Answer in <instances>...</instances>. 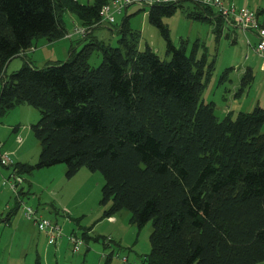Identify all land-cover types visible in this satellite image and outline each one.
Listing matches in <instances>:
<instances>
[{
    "label": "trees",
    "instance_id": "1",
    "mask_svg": "<svg viewBox=\"0 0 264 264\" xmlns=\"http://www.w3.org/2000/svg\"><path fill=\"white\" fill-rule=\"evenodd\" d=\"M110 1L0 0V119L18 105L40 114L30 126L38 160L13 168L20 176L58 164L68 177L99 172L104 218L126 210L138 229L151 223L150 264L263 262L264 108L218 119L214 103L201 100L213 63L197 56L196 42L189 54L184 40L173 45L162 21L183 0L133 6L163 37V57L140 49V32L129 25L136 13L105 26L115 44L93 36ZM193 2L199 13L188 17L205 19L209 8ZM64 13L89 30L67 58L37 67L23 56L6 75L34 40L65 38ZM215 17L218 38L224 21Z\"/></svg>",
    "mask_w": 264,
    "mask_h": 264
},
{
    "label": "rangeland",
    "instance_id": "2",
    "mask_svg": "<svg viewBox=\"0 0 264 264\" xmlns=\"http://www.w3.org/2000/svg\"><path fill=\"white\" fill-rule=\"evenodd\" d=\"M89 1L79 0L84 4ZM240 1L246 2L248 8L255 13L261 12L259 16H264V0ZM134 12L136 13V7L131 6L129 14ZM191 12L199 13V10H196L195 4L184 1L181 7H177L172 15L164 17L162 21L168 28L173 45L177 47L181 40H184L189 54L196 42L197 56H204L207 62L213 63L201 100L214 103V113L218 119L225 117L228 111H232L233 114L239 111H251L256 103L264 106V74L258 69V66L262 65V59L254 51L256 42L244 35L239 28H225L215 39L211 20L190 18L188 14ZM142 13L131 15L129 19L130 27L140 32L139 47L143 50L148 45L158 56L163 57L164 39L158 29L148 23L146 14L142 15ZM122 19L123 16L117 17L116 25L120 24ZM63 20L68 29L71 25V16L64 13ZM100 32L103 33V41L111 45L115 44L116 39L111 38L112 34L106 29H96L93 36L98 34L100 37ZM44 42H47L44 38L34 40L32 50L26 52L25 58L32 64L41 67L45 62L67 58V52L61 44L65 43V48L68 49V40H59L43 48ZM34 46L36 49H33ZM100 59V56L96 58L93 55L90 63L96 66ZM23 61V57L14 58L6 65L5 74L9 75L17 71ZM246 68H251V73H246ZM225 71L227 72L223 76ZM1 86L0 83V89ZM39 119L40 114L28 105H18L0 119L2 146L9 144L13 134L15 142L17 138L20 139L18 143L12 144L11 153L6 152L14 162L16 156L24 160L22 163L33 165L37 162L40 145L30 126ZM14 126L18 129L12 134L11 128ZM261 131L264 132V124ZM66 171L64 164H58L34 170L30 175L22 174L21 187L28 193L21 200L27 206L37 208L41 216L58 222L64 235H68V230L72 229L82 237L84 231L93 230L90 231L91 235L88 233L90 236L88 235L87 240L82 238L81 250L73 253L71 245L62 239L63 244L56 250L60 251L63 248L67 250L57 256L50 247V253L44 255L42 249L49 247L47 238L24 217L21 209H17L11 227L0 224V264H96L98 261L100 264H106L109 255L104 253L103 241L98 242L97 236H111L115 241V243L111 241L113 246L106 250L110 252L114 248L118 256L112 253L107 261L108 264H122L120 257L127 258V262L123 264H150L144 259L150 251L151 223L138 229L130 224V213L126 210L112 215L116 220L114 224L107 223L106 218L103 217V208L100 206L103 176L99 172L81 168L75 175L68 177ZM5 177L6 171L0 168V198L12 208L18 199L8 186L1 184ZM7 212L5 210L3 215ZM40 236L43 239L38 243ZM258 264H264V261Z\"/></svg>",
    "mask_w": 264,
    "mask_h": 264
},
{
    "label": "built area",
    "instance_id": "3",
    "mask_svg": "<svg viewBox=\"0 0 264 264\" xmlns=\"http://www.w3.org/2000/svg\"><path fill=\"white\" fill-rule=\"evenodd\" d=\"M180 0H111L109 3L104 4L99 11V24L102 26L111 25L116 22V15L122 13L128 6H139L147 8L157 3H176ZM204 5L215 6L218 15L223 19L227 25H235L243 31L258 32L257 43L255 44L254 51L262 59L264 66V32L259 31L260 24L257 21L256 15L247 8L237 10L235 7L224 6L218 0H199ZM89 32L87 27H82L74 24L70 31H67L65 38L72 39L73 37H84ZM20 141V139H18ZM2 143L0 142V168L8 170L7 177L3 178L2 185L8 186L9 189L15 194L18 199V208L21 209L24 217L31 221L37 230L44 234L47 238V243L52 246H58L63 238L67 240L72 247L73 253H78L83 245V239L77 233H70L64 235L61 226L56 221H51L42 217L35 208L27 206L21 200V185L23 182L22 177L16 173L13 168L14 162L10 155L1 150ZM112 238L110 236L103 240V245L108 246ZM107 254V253H106ZM109 254V253H108ZM107 254V255H108ZM113 255V254H112ZM121 263H126L127 258H120Z\"/></svg>",
    "mask_w": 264,
    "mask_h": 264
},
{
    "label": "crops",
    "instance_id": "4",
    "mask_svg": "<svg viewBox=\"0 0 264 264\" xmlns=\"http://www.w3.org/2000/svg\"><path fill=\"white\" fill-rule=\"evenodd\" d=\"M77 1H79V0H77ZM191 2L192 4H194V2H193V0H183V2ZM195 1V0H194ZM199 1V0H198ZM212 1H215V0H212ZM219 2H221L224 6H229V7H231V6H233V7H235L237 10H239V9H241V8H247V9H249L248 8V6H247V4H246V2H241L240 0H218ZM183 2H181V4L183 3ZM259 3H261V1L259 2ZM204 5V4H203ZM205 7H207V8H209V10H208V14L206 15V17H205V19H207V21H210L211 20V22L213 23V25H214V27H215V16H219L218 15V12H217V8L215 7V6H209V5H205ZM250 10V9H249ZM250 11H252V10H250ZM255 15H256V18H257V21L259 22V24H260V28H259V31H261L260 33H262V32H264V16H259L260 14H261V12L259 13V12H257V13H255L254 11H252ZM135 13V12H134ZM146 14V16H147V13L145 12H143L142 13V15H145ZM127 15H131V14H129V8L128 9H125V10H123L122 11V13H120V14H118V15H116V17H115V19L117 20V17H119V16H127ZM117 22V21H116ZM70 24L71 25H69L68 26V29H67V31H70L71 29H72V27H73V25L74 24H78L75 20H74V18L73 17H71V22H70ZM106 29L107 31H109L112 35H111V38H114V39H116V35L115 34H113V32L112 31H110V28H108V27H105V26H100V27H95L93 30H92V33H94V31L96 30V29ZM225 28H239V27H237V26H235V25H227V24H222V28H221V31H220V34H219V36L222 34V31L225 29ZM239 29H241V28H239ZM227 30H229V29H227ZM241 31H242V33L244 34V35H246L247 37H251L253 40H254V42H256L257 43V41H258V39H257V36H258V32L256 31V32H252V31H243L242 29H241ZM213 33H215L214 32V29H213ZM102 32H100V37H99V35L97 34L95 37L98 39V40H102L103 38H102ZM218 36V37H219ZM215 39H216V35H215ZM60 40H68V43H69V47H68V49H66L65 48V43H62L61 45L63 46V48H64V50L67 52L66 54L68 55V53H69V50H70V48H72L73 47V44H74V42H76L78 39H77V37H73L72 39H67V38H62V39H60ZM59 41V40H58ZM55 42H57V41H55ZM55 42H44L42 45H43V48H45V47H49V46H51L52 44H54ZM33 49H36V46H34L33 47ZM29 50H32V48H30ZM28 51V50H27ZM26 51V52H27ZM154 51V50H153ZM26 52L25 53H23L22 55H18V56H16V57H25L26 56ZM196 54H197V50H196ZM198 55V54H197ZM15 57V58H16ZM23 57V58H24ZM199 57H201V56H199ZM14 59V58H13ZM12 59V60H13ZM11 60V61H12ZM10 61V62H11ZM57 61H63V60H57ZM9 62V63H10ZM48 62H50V61H48ZM48 62H45L44 64H43V66L46 64V63H48ZM256 63V62H255ZM36 66V65H35ZM258 69L261 71V72H263V74H264V66L263 65H260V66H258ZM250 70H251V68H246L245 69V71H246V73L247 72H250ZM251 73V72H250ZM261 107V108H264V106H262L261 104H259V103H256L255 104V106H254V108L255 107ZM253 108V109H254ZM252 109V110H253ZM251 110V111H252ZM228 112H232V111H228ZM228 112H226V113H228ZM239 112H249V111H239ZM233 113V112H232ZM238 113V112H237ZM17 129H18V127L17 126H14L13 128H11V133L13 134V133H15L16 131H17ZM16 144V143H18V138L16 139V142H15V137H14V134L11 136V139H10V141H9V144H3V146H2V148H1V150L2 151H4V152H8V153H11L10 152V150H11V148H12V144ZM13 155V154H12ZM19 161H21V162H19ZM24 160L23 159H21V158H19V156H16V159H15V162H14V160H13V162L14 163H17V164H27V163H22ZM5 171H6V177H7V175H8V170L6 169V168H3ZM2 184V183H1ZM30 187V186H29ZM9 189V188H8ZM10 190V189H9ZM21 191L23 192V196H22V194H21V198H23V197H25L26 195H27V193H28V191H25V189L24 188H22L21 187ZM8 205V203L6 202V203H3V200H1V198H0V224L2 225V226H4V227H11L12 226V220H13V215L15 214V212L17 211V209H19L18 208V204H17V202L15 203V205H14V207H12V208H10L9 206H7ZM36 210H37V212H38V209L37 208H35ZM5 210H7L8 212L7 213H5V215H3V212L5 211ZM39 213V212H38ZM40 214V213H39ZM42 214V213H41ZM43 217V216H42ZM44 218H46V217H44ZM47 219H49V218H47ZM53 221V220H52ZM106 222L107 223H109V224H114L115 222H116V220L114 219V217H108V218H106ZM35 226V225H34ZM16 228V230H17V227H15ZM90 231H93V230H90ZM90 231L89 232H86V231H84V232H86L87 233V235H89L90 234ZM83 232V233H84ZM70 233H76L74 230H72V229H70V230H68V234H70ZM89 233V234H88ZM67 235V234H66ZM91 235V234H90ZM89 235V236H90ZM43 236V235H42ZM42 236H40L39 237V242L38 243H40L41 241H42ZM88 236V237H89ZM44 237V236H43ZM97 237H100V239L98 240V242H100V241H102L101 240V237H103V238H106V237H108V236H97ZM111 237V236H110ZM45 238V237H44ZM112 238V237H111ZM65 238H63V240H64ZM97 239V238H96ZM66 240V239H65ZM64 240V241H65ZM62 241V240H61ZM111 241H113L114 243H115V241L114 240H111ZM67 244H68V242H67V240L65 241ZM112 242H110V244L108 245V246H104V253L106 254H108V253H115V251H114V248L110 251V252H108L106 249L107 248H110V246H113L112 244H111ZM113 243V244H114ZM63 244V241L62 242H60L59 244H58V246H52V245H49V247H47L45 250H43L42 249V251H44V255L45 254H49L50 253V247H52V249L54 250V253L56 252V255L58 256L59 254H61V252L62 251H65V250H67L66 248H63V249H60V251H57L56 249H58L59 247H60V245H62ZM103 244V243H102ZM66 245V244H65ZM69 245V244H68ZM58 247V248H57ZM66 247V246H65ZM115 254H117V256H118V253H115ZM37 258H39V256H37ZM120 258H122V257H120ZM39 263V262H38ZM96 264H100V261H98Z\"/></svg>",
    "mask_w": 264,
    "mask_h": 264
}]
</instances>
